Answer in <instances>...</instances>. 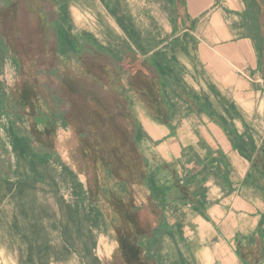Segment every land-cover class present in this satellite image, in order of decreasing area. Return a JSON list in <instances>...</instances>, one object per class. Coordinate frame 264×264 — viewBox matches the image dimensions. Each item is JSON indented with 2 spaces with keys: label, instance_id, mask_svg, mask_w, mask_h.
I'll return each mask as SVG.
<instances>
[{
  "label": "crops",
  "instance_id": "crops-1",
  "mask_svg": "<svg viewBox=\"0 0 264 264\" xmlns=\"http://www.w3.org/2000/svg\"><path fill=\"white\" fill-rule=\"evenodd\" d=\"M73 1L80 0L69 5L72 22L77 14ZM83 1L101 7L96 16L114 19L110 33L127 34L129 43L122 45L145 66L143 75L131 71L118 82L126 84L131 113L141 128L138 150L147 171L158 164L159 182L170 188L158 218L146 189L133 184L144 192L139 206L131 204L136 241L139 231L143 242L151 241L159 225L175 234L161 235L166 249L159 260L131 250V264H264V195L230 135L234 129L245 140L250 137L255 159L264 157V63L260 66L253 42L242 36L243 1L170 0L173 12L165 27L152 24L150 10L135 13L129 0ZM135 18L149 20L151 27L134 29ZM157 52L172 71L164 75V86L157 85L159 78L148 65ZM218 160L221 170L205 171ZM140 209L149 216L143 225L135 214Z\"/></svg>",
  "mask_w": 264,
  "mask_h": 264
},
{
  "label": "trees",
  "instance_id": "trees-1",
  "mask_svg": "<svg viewBox=\"0 0 264 264\" xmlns=\"http://www.w3.org/2000/svg\"><path fill=\"white\" fill-rule=\"evenodd\" d=\"M17 1L0 0V3L7 9ZM242 1L244 10L239 13L241 26L245 31L242 36L253 42L255 52L263 61L261 66L264 63V0ZM58 2L59 14L49 25L53 31V47L50 52L53 60L58 62L61 59H75L78 62L88 56H103L113 60L117 71L121 72L122 66L118 63L123 49L116 46L114 38L109 45L117 47L118 50L100 44L91 34L76 31L68 12L72 0ZM1 32L0 64L9 60L15 70L20 72L23 68V55L19 54L17 48H11ZM124 49L129 50L125 45ZM43 50L38 47L29 59L35 63L42 55L41 51L45 52ZM148 65L152 66L159 78L157 85H166L164 75L172 71L170 65L165 63L164 56L160 52L153 53L148 59ZM40 72L45 75V81L40 84L35 77H29L25 83H29L31 89L25 88L23 83V90L21 88L15 99L12 97L14 93L7 94L0 84V232L5 233L8 244L17 249L18 264H50L52 261H67L72 256L76 257L80 264H101L94 253L96 239L93 234L94 229H100L102 226V214L98 208V198L95 196L98 165L103 169L106 180L113 183V187L125 190L131 183L146 189L147 200L152 204L154 215L158 218L161 217L159 208L167 199L170 188L159 182V165H155L154 170L148 172L147 161L145 162L139 154L138 144L143 135L138 120L131 113L126 88L120 87L124 94L121 103L122 114L128 119V123L116 130L113 127L107 128L103 122L109 113L106 104H94L95 108L89 107L90 115H85L86 107L83 101L89 98V95L73 97L70 100L64 87L54 83L52 85L50 82L53 77L59 81L56 68L50 65ZM110 73L106 71L103 79L106 83L101 84V88L118 82V79L109 76ZM34 96L40 101L41 107L35 110L29 106L26 112L29 98ZM200 109L204 111V107ZM100 115L103 117V127L108 130L103 136L98 133L100 127L96 119ZM25 116L33 125H42L48 130L71 128L75 132L80 142V152L91 163L89 167L92 175L86 179V186L78 177L82 173L81 170L74 171L62 162L52 145L34 143L31 132L22 127ZM120 132L123 133L124 139L117 142L115 135L118 136ZM230 135L234 150L250 162L251 174L260 181L259 187L264 195V157L255 159L256 147L250 137L245 140V136L237 135L234 129L230 131ZM123 149L131 150V162L120 165L122 161L118 163L116 156L121 154ZM207 153L212 154L210 149H207ZM126 157L128 161L129 156ZM223 164L227 174V164ZM54 166L59 167V173L55 172ZM121 170L122 175H118ZM219 170V160L216 167L205 168V171L211 174H216ZM185 181H191V177ZM171 185L176 187L175 182ZM61 186L70 190L69 201L59 195ZM49 197L53 199L54 206L49 204ZM158 227L152 231V240L146 243L143 242L139 231L140 239L137 240L136 248L131 250L145 251L148 256L151 253L152 260H159L161 252L166 249L161 235L168 232L169 236H174L175 232L170 231L171 227L167 225ZM137 254L134 253L133 256Z\"/></svg>",
  "mask_w": 264,
  "mask_h": 264
},
{
  "label": "rangeland",
  "instance_id": "rangeland-1",
  "mask_svg": "<svg viewBox=\"0 0 264 264\" xmlns=\"http://www.w3.org/2000/svg\"><path fill=\"white\" fill-rule=\"evenodd\" d=\"M128 3H134L135 9L133 8L132 10L135 13H140L144 10L148 12L150 10L154 18L152 24H156L158 27H165L171 17V12H173L170 0H129L127 5ZM104 4L110 6L109 2ZM58 6V0H18L7 9L0 3L1 34L5 40H8L7 43L11 45V48H17L19 54L21 56L23 55V68L20 72L15 70L9 60H4L0 64V84L7 94L14 93L12 97L15 99L21 91L22 84L28 81L29 77H35L38 83H43L46 77L40 71L52 65L54 69L56 68L59 78V81H56L55 77L51 78L50 82L52 85L54 83L59 87H64L70 100L73 97L78 98L81 95H89V98L83 101L86 107L85 115H90L89 112L91 110L89 107L95 108L96 105L106 104L109 113L106 120H103L106 124L105 126L120 130L124 124L128 123V119L122 114L121 103L123 94L120 88H126V84H124L123 80H120V82H115L106 88H101V84L106 83L103 80L106 75L105 73L109 71L111 72L109 76H112L114 79H118L119 77L123 79V77H126V74H130L131 76V71L136 73V75H143L145 66L139 64L134 57L131 58V52L124 49L122 44L129 43L127 34H118L119 36L110 34V23L114 19L96 16L101 14L98 11L101 7L95 2L87 3L83 0L75 1L72 5L76 10L75 13H77L75 16H72L74 25L78 29L91 32V35L96 41L104 46H108L111 39L114 38L116 46L123 49L121 60L118 63L122 66V71L118 72L115 62L103 56H88L84 59L81 58L78 62L75 59L54 61L50 54L53 47V31L49 28V25L56 19L57 14H59ZM85 8H89L90 11H87ZM128 22V20H125L126 25ZM149 26L151 27V24L147 19L139 22L135 18L133 22L134 29L139 30L144 27L148 28ZM109 46L113 49L115 48L114 50H118L117 47ZM38 47L39 49H44L43 51L45 52L41 51L42 55L34 63L29 58L31 57L30 55L36 53ZM24 87L31 89L27 82ZM28 95L30 94L28 93ZM34 97L29 98L28 106L25 109L26 112L29 106L35 110L41 107L40 101L36 96ZM90 97H93V100ZM26 99L28 100V97ZM25 118L26 120L23 122L22 127L31 132L34 143L36 145L40 143L47 146L52 145L62 162L74 171L81 170L82 173L78 177L86 186V179L92 175L90 174L91 169L89 167L91 163L80 152V142L75 132L71 128L65 130L61 128L48 130L42 125H33L27 119V116ZM96 119L98 120L97 125L100 127L98 131L99 135L103 136V134L108 133L106 132L108 130L103 127V117L100 115ZM109 133L111 134V132ZM118 133L119 131L116 132V135ZM116 135L117 142L124 139L123 133L120 132L118 136ZM124 154L129 156L128 161L125 159L127 157ZM116 159L118 163L120 160L122 161L120 165L125 164V162L130 163L131 150L129 151L127 149L126 151L123 149L122 153L116 156ZM54 168L55 172L59 173V167L54 166ZM122 173L123 171L121 170L118 175H122ZM97 174L96 180L98 182L96 181V183L98 186L95 189L96 192H94L98 198V208L102 214V226L100 229L93 230L96 239L94 253L99 258L101 264H131V249L136 248L137 245V234L133 231L134 227H131V223H129L131 204L134 203L136 206H139L138 204L141 198H144L143 189L138 185L131 186V183L127 185L125 190L113 187V183L106 180L100 165H98ZM59 195H62L67 201L71 199L70 190L66 186H61ZM48 202L54 206L51 197H49ZM132 209V212L135 211L133 207ZM135 214H137V220L141 225L149 217L147 212L142 209L136 211ZM151 217L154 218L153 215ZM17 255V249L8 244L6 234L0 232V264H18ZM50 264L80 263L76 257L72 256L67 261H52Z\"/></svg>",
  "mask_w": 264,
  "mask_h": 264
}]
</instances>
